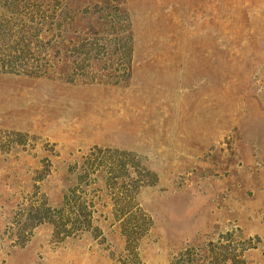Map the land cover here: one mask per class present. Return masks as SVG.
I'll return each mask as SVG.
<instances>
[{"label": "rangeland", "instance_id": "obj_1", "mask_svg": "<svg viewBox=\"0 0 264 264\" xmlns=\"http://www.w3.org/2000/svg\"><path fill=\"white\" fill-rule=\"evenodd\" d=\"M0 264H264V0H0Z\"/></svg>", "mask_w": 264, "mask_h": 264}]
</instances>
